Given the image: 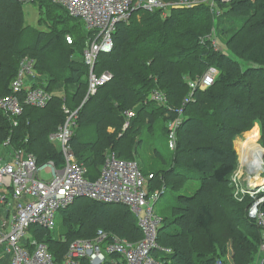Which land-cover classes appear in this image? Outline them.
I'll return each instance as SVG.
<instances>
[{
    "label": "trees",
    "instance_id": "16d2710c",
    "mask_svg": "<svg viewBox=\"0 0 264 264\" xmlns=\"http://www.w3.org/2000/svg\"><path fill=\"white\" fill-rule=\"evenodd\" d=\"M36 1L40 13L46 15L40 20L50 29L48 32L25 24V3L0 0V93L12 92L11 84L18 74L20 61L29 57L35 61L38 72L49 76L44 87L55 95L44 108H38L24 102L27 90L23 89L19 95L23 111L17 126L0 110V145L10 139L11 148H24L33 153L39 166L53 160L61 167L62 153L49 136L59 130L66 118L63 104L75 110L86 96L89 67L82 58L75 57V52L79 48L83 50L89 35L75 38L74 28L78 27L79 18L51 0L33 2ZM214 2L221 11L217 17L218 10L211 9L205 1L179 13L173 9L165 18L161 9L153 12L136 9L129 21L117 23L112 51L102 52L95 66L96 73L109 71L113 78L79 108L71 141L79 163L88 170L87 175L91 171L88 178L96 180L107 150L116 151L123 159H137L142 142L137 137L143 122L153 126L160 118L165 122L168 136V123L175 113L149 100L154 89L166 93L170 106L180 107L191 90L186 79L200 77L211 66L218 69L215 83L205 90H196L194 100L184 106L172 160L180 169L195 172L201 185L193 195L180 194L172 215L162 219L157 242L171 252L154 251L161 264H217L219 258H224L230 240L235 263L252 264L263 240L257 221L247 214L246 204L244 208L241 205L226 211L217 190L229 187L230 177L237 169L233 144L236 134L258 124L264 147V0ZM137 14L142 15L140 20ZM226 14L229 19L239 18L240 23L221 27V19ZM152 21L160 22L162 27L149 29L147 26ZM163 28L178 34V45L173 46L174 52L170 55H165V50L171 47L165 44L167 32ZM214 28L231 56L223 49H215L208 39ZM67 36L73 38L72 43H68ZM173 38L169 33V41ZM70 86L74 87L71 92ZM64 87H67L66 94L61 98L58 91ZM127 110L134 111L135 116L123 130ZM180 175L175 167L171 171L161 170V177L155 171L150 191L161 188L166 191L171 185L163 179ZM242 210L247 226L237 224L234 215ZM60 216L65 240L58 239L54 231L31 225L33 236L47 243L59 262L63 261L71 242L92 239L99 230L131 242L143 237L136 216L125 204L79 197L61 210ZM219 217L224 224L219 225ZM225 224L227 236H223ZM117 258L116 254L109 255L103 264H119L114 262Z\"/></svg>",
    "mask_w": 264,
    "mask_h": 264
},
{
    "label": "built area",
    "instance_id": "2783aa9c",
    "mask_svg": "<svg viewBox=\"0 0 264 264\" xmlns=\"http://www.w3.org/2000/svg\"><path fill=\"white\" fill-rule=\"evenodd\" d=\"M23 3L34 0H17ZM64 5L71 15L83 18L88 26L95 30L94 41L86 58L89 63L96 60L100 52H109L112 48V33L117 23L127 21L136 9L153 12L161 9L180 8L182 5L192 6L200 0H179L166 2L164 0H53ZM213 7L214 0H205ZM217 50H222L217 36H208ZM32 63L27 58L20 62L19 74L12 83V92L8 95L0 93V107L9 117L18 123V116L23 111L20 92L24 78L32 71ZM219 74L216 67L211 66L200 77L190 80V93L182 101L180 107L170 106L164 91L154 89L149 100L159 103L175 116L168 123L169 147L177 146V132L184 117V106L194 100L196 90H205L212 86ZM189 79V78H188ZM111 80L108 72L100 76L91 75L90 91ZM43 88H37L26 98L27 104L46 103L52 99ZM75 114L72 113L60 133L56 135L63 144L66 166L56 170L54 178L43 181L38 177L37 159L24 149L11 153L13 163L3 165L4 157H0V203L4 205L0 212V264L6 255H10V264H103L109 255H118L114 262L119 264H161L154 256V251L171 252L170 248L160 246L157 242L158 229L163 220L156 211L155 204L164 194L165 189L150 191L152 175L142 171L137 159H123L116 151L110 149L105 154L99 177L90 180L87 168L80 164L69 143ZM127 121L123 130L127 129L134 111H125ZM9 141V140H8ZM46 166L53 167L50 162ZM81 169V170H80ZM14 203H9V197ZM264 196V195H263ZM79 197L92 198L107 203H121L130 207L142 229L143 237L137 242H131L117 234H109L99 230L92 239H77L70 243L62 262L55 260L45 243L35 240V250L22 245V239L35 224L44 229H53L56 213L67 208ZM260 203H264V197ZM258 205V204H257ZM257 206L254 208L256 212ZM257 222L264 224V213L251 215ZM261 256L264 263V238L261 242ZM86 261V263H85ZM217 264H230L225 257L218 259Z\"/></svg>",
    "mask_w": 264,
    "mask_h": 264
},
{
    "label": "rangeland",
    "instance_id": "374dc122",
    "mask_svg": "<svg viewBox=\"0 0 264 264\" xmlns=\"http://www.w3.org/2000/svg\"><path fill=\"white\" fill-rule=\"evenodd\" d=\"M222 1H230V0H222ZM201 2H205V0H200L198 3H195L192 6H186L184 4L182 5V7L179 6L180 8H173V9L178 10L179 13L185 11L186 9L194 8V6L196 7V5ZM212 8L217 9V5L211 7V9ZM56 9L60 15L61 14L63 15L61 9L59 8ZM173 9H169V11H163V18L170 15ZM217 10H218L217 14L215 13L216 17L221 13L219 9ZM24 12H25V24L29 25L30 28H36L38 30L45 32H48L50 30L45 24L41 23V21L43 20L40 19L46 18V15L44 13L43 14L40 13L41 11L38 1L26 2L24 4ZM142 14L143 17H145L144 13ZM137 18L140 20L142 18V15L137 14ZM221 21H222V23L220 24L221 27H233L240 23L239 18H235V16H232L231 19H229L228 14H226L221 19ZM77 24L78 27L74 28L75 38L78 39L80 36H84V35L88 36L90 34L91 30L87 27L86 23L82 19H78ZM147 27L151 29L155 27L161 28L162 26L160 22L152 21V23ZM163 29L167 32L165 44L166 46L171 47L165 50V55H170L171 53L174 52V50H172L173 46L178 45L179 42L177 39L178 34H175L174 31H172L171 29H167V28H163ZM169 33L170 35L172 33V36L174 37L171 41H169ZM212 35L214 37L218 36L215 28L213 29ZM30 40H32L31 37L29 38V44H30ZM219 42L222 49L226 53H228L225 44L220 39L218 40V43ZM157 44L160 45V41H157ZM148 52L150 51H143L144 54ZM82 55H83L82 49L80 48L77 49L75 52V57L81 58ZM228 55L230 54L228 53ZM178 56L181 55L178 54ZM25 58H29V57H25ZM34 76L38 80H43L44 78V75H40L37 72V70L36 72H34ZM47 78H49V76ZM24 80L25 82L22 83V88L18 92V94L24 88L26 90H28L29 88L28 87V85H30L29 79L26 77L24 78ZM190 80L192 79H188V78L186 79V81H188V85ZM71 89H74V87L70 86L69 92H71ZM66 90L67 87H64L63 91L66 92ZM155 104L161 108H164L159 103H155ZM164 124L165 122H162L160 118L157 119L156 124L153 126H150L148 122H143L142 131L137 137L138 139L142 140L141 144H139L138 146L137 160L144 171H149V173H147L149 177L150 175H152L154 178L155 171L159 174V177H161V170H164V172L171 171L173 167H175V171L177 172L179 171L181 173V175L178 177L172 176L169 177L168 179H163L164 183L169 182L171 186L166 188L165 193L159 198V200L155 204V211L160 217H162V219H164L165 217H170L172 215V208L178 205L177 200L180 194L189 195V196L193 195L201 185V181L195 172H191L187 168L180 169V167H178L176 163H174V161L172 160L173 152L175 149L173 150L172 148L169 147V137L166 136V128L164 127ZM207 124H208V130H211V126L209 125L208 122ZM233 127H236V124L233 125ZM110 131L113 130L110 129ZM118 135L120 137L122 136L120 133ZM253 143L259 146V148L261 149L260 153L258 154L254 153L255 148L253 149L251 148ZM233 144H234V150L236 152V160L238 166L236 171L231 175L230 181L228 182L230 183L229 184L230 188L228 186H222L220 189L217 190L218 194H220L221 196L220 200L226 211H228V209H233L234 207L238 208L241 205L244 208V204H246L245 208H247V214L250 218H252L251 215H259L261 217L262 212L264 213V209H263L264 205L263 203H260L262 201V198L264 197L263 196L264 195V147L261 143L260 129H258L256 125H253L248 129L236 134L233 140ZM12 152L13 149L11 147L0 145V157H4L3 162L7 163L8 161L11 160ZM90 173L91 171L89 170L87 177H89ZM41 176L47 178L50 177V174H48L46 170H42ZM180 178H183V180H181ZM255 206H257L256 212H254ZM0 207L2 209L4 208V206H0ZM243 212L244 210H242L239 214L235 213L234 215L235 217H237V224L241 223V225L245 224L247 226V224L243 222L245 220L244 218L245 216H243ZM252 219H257V218H252ZM219 220H220L219 225L221 223L224 224V221L220 217ZM226 226L227 225L225 224V228H223L225 229L223 236H227L228 229L226 228ZM257 226L260 231L261 237L263 239L264 224L261 223V221H259L257 222ZM54 232L56 233L58 239L65 240V237L62 236L61 234L63 230H62L60 211H58L55 216ZM29 233H30L29 235L33 234L32 229H30ZM217 237L220 236L217 235ZM238 245L241 246L240 244ZM260 247L261 244L259 246L257 254L254 255V261L252 262V264H264L262 261L263 257L261 256ZM234 255H235V251L233 247V242L230 240L228 242L226 254L223 257H225L228 263L236 264L234 260L235 259Z\"/></svg>",
    "mask_w": 264,
    "mask_h": 264
},
{
    "label": "bare ground",
    "instance_id": "6f19581e",
    "mask_svg": "<svg viewBox=\"0 0 264 264\" xmlns=\"http://www.w3.org/2000/svg\"><path fill=\"white\" fill-rule=\"evenodd\" d=\"M35 1V0H34ZM53 3H55V4H58V5H60V6H62V7H64L66 10H67V12L70 14V12L68 11V9L64 6V5H62V4H60V3H57V2H55V1H53V0H51ZM71 15V14H70ZM71 16H73V15H71ZM73 17H75V18H79V19H82L85 23H86V21L83 19V18H81V17H79V16H73ZM128 21V20H127ZM86 25H87V27L91 30V32H90V34H89V36H88V39H87V41L85 42V46H84V49H83V55H82V58H83V61H84V63L89 67V77H88V89H87V93H86V96H85V98L83 99V101H82V103H81V105L77 108V109H75V110H72V109H70L67 105H66V103H64L63 104V109H64V112H65V114H66V118H65V120H64V122H63V124L60 126V128H59V130L56 132V133H52V134H50V136H49V140L51 141V143H53L54 144V146H56V148L59 150V152L60 153H62V157H63V165L61 166V167H58L56 164H55V162L53 161V160H50V161H48L47 163H45L44 165H42V166H39L38 165V163H37V166H38V177L41 179V180H43V181H50V180H52L53 178H54V174H55V171L57 170H62V169H64L65 168V166H66V159H65V156H64V152H63V144H62V142L59 140V139H57V138H53V137H56V135H58L59 133H60V131H61V129L63 128V126L65 125V123L68 121V118H69V116L72 114V113H76L75 114V118H74V121H75V125L73 126V132H72V135H71V138H70V141H69V143H70V145H71V141H72V137H73V135H74V131H75V128H76V119H77V116H78V112H79V108L84 104V102L85 101H87L92 95H94L96 92H97V90L99 89V87H101V86H103V85H105V84H103V85H99V86H97L96 87V89H95V91H93V92H91L90 91V78H91V75H96V76H100L102 73H100V74H98V73H96L95 72V66H96V63H97V61H98V58H99V56H100V54L102 53V52H105V51H102V52H100V54L97 56V58H96V60L95 61H93V62H91V63H89L88 62V60H87V58H86V51L87 50H89V48L91 47V44L93 43V41H94V33H95V30H93L92 28H90L89 26H88V24L86 23ZM117 25V24H116ZM115 28H116V26H115ZM115 28H114V31H115ZM114 31H113V33H114ZM113 33H112V42H113ZM67 41H68V43H72L73 42V38L71 37V36H67ZM113 46H114V43H113V45H112V48H111V50L110 51H112V49H113ZM109 51V52H110ZM29 61H31V63H32V66H33V68H32V71L26 76L28 79H29V77H34V72H35V61L33 60V59H31V58H27ZM20 69V68H19ZM105 72H108L110 75H111V80H112V78H113V76H112V74L109 72V71H105ZM18 74H19V71H18ZM18 74H17V76H18ZM16 76V77H17ZM16 79V78H15ZM14 79V80H15ZM13 80V81H14ZM110 80V81H111ZM13 81H12V83H13ZM108 83V82H107ZM11 88H12V84H11ZM37 88H43L48 94H50V95H52V96H54V94H53V92L52 91H49L47 88H45L44 86H36V87H33V86H31L30 85V87L28 88V90H27V93L25 94V98H24V102L26 103V98H27V96L32 92V91H34L35 89H37ZM25 89V88H24ZM23 91V90H22ZM62 97H65L64 95L62 96ZM61 97V98H62ZM53 98V97H52ZM20 101H21V99H20ZM51 100H48L46 103H42V102H39V103H36V104H28V105H31V106H33V107H38V108H44L49 102H50ZM21 103H22V101H21ZM27 104V103H26ZM0 110H2L5 114H7L8 115V113H6L1 107H0ZM22 114V113H21ZM20 114V115H21ZM20 115L18 116V118L20 117ZM8 117H9V115H8ZM11 119V118H10ZM19 123V122H18ZM18 123L17 124H15L14 123V121H13V124L15 125V126H17L18 125ZM9 140V141H8ZM10 139H7V141H5L4 143H3V145L4 146H7V147H11V145H10ZM244 143V142H243ZM71 147H72V145H71ZM251 148L253 149V148H255V151H254V153L255 154H258V153H260L261 152V149L259 148V146L258 145H256L255 143H253L252 144V146H251ZM13 149V151H15V150H17L16 148H12ZM18 149H24V148H18ZM72 149H73V147H72ZM24 151L25 152H27V153H30V154H32V155H34L33 153H31V152H28L26 149H24ZM74 151V150H73ZM75 153V152H74ZM76 155V154H75ZM35 156V155H34ZM36 157V156H35ZM77 157V156H76ZM36 159H37V157H36ZM77 160H78V158H77ZM50 162H52L53 163V167H48V166H46L48 163H50ZM78 162H79V160H78ZM13 163V158H11V160L10 161H8L7 163H5V162H3V165H8V164H12ZM42 170H46V172L48 173V174H50V177H47V178H44L43 176H41V171ZM81 170V169H80ZM90 199H92V198H90ZM9 203H14V199L10 196L9 197ZM0 206H4L3 204H1L0 203ZM69 207V206H68ZM67 207V208H68ZM0 209L1 210H3L1 207H0ZM66 209V208H65ZM62 210H64V209H62ZM61 211V210H60ZM33 225H35V224H33ZM30 229H31V227H30ZM54 229H55V226H54V228L53 229H48V230H51V231H54ZM30 231V230H29ZM28 231V232H29ZM30 233H27L26 234V236L22 239V245L23 246H25V247H30V249L33 251V250H35V240L37 241V242H41V243H45V242H43V241H39L36 237H34L33 236V234L32 235H29ZM27 241L26 243H24V241ZM46 245H47V243H45ZM48 246V245H47ZM48 248H49V246H48ZM49 251H50V249H49ZM51 252V251H50ZM52 253V252H51ZM53 254V253H52ZM54 256V255H53ZM54 258H55V260L56 261H58L57 259H56V257L54 256ZM10 259H11V256L10 255H6L5 256V259H4V261H3V263L4 264H10ZM59 262V261H58Z\"/></svg>",
    "mask_w": 264,
    "mask_h": 264
},
{
    "label": "crops",
    "instance_id": "0c3cea01",
    "mask_svg": "<svg viewBox=\"0 0 264 264\" xmlns=\"http://www.w3.org/2000/svg\"><path fill=\"white\" fill-rule=\"evenodd\" d=\"M84 49V48H83ZM83 51V50H82ZM82 58V57H81ZM83 59V58H82ZM35 72H36V69H35ZM38 72V71H37ZM40 75H44V78H43V80H38V79H36V77L34 76V77H29V81H30V85L31 86H33V87H36V86H47V84H48V80H49V78H47L48 77V75H46V74H41L40 72H38ZM35 78V79H34ZM41 82H44V83H41ZM30 85H28V87H30ZM63 89L64 88H62V89H59V91H58V93H59V95H60V97H62L63 95H65L66 94V92L65 91H63ZM53 94L55 95V93L53 92ZM257 126V128L259 129V126L258 125H256ZM56 147V146H55ZM1 211H3V210H1L0 209V212ZM27 241L25 240L24 241V243H26Z\"/></svg>",
    "mask_w": 264,
    "mask_h": 264
},
{
    "label": "clouds",
    "instance_id": "9594fccd",
    "mask_svg": "<svg viewBox=\"0 0 264 264\" xmlns=\"http://www.w3.org/2000/svg\"><path fill=\"white\" fill-rule=\"evenodd\" d=\"M218 38V37H217ZM220 43V42H219Z\"/></svg>",
    "mask_w": 264,
    "mask_h": 264
}]
</instances>
